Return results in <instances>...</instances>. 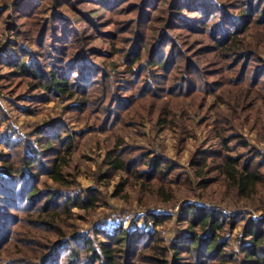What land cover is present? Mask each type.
<instances>
[{"label": "trees", "instance_id": "1", "mask_svg": "<svg viewBox=\"0 0 264 264\" xmlns=\"http://www.w3.org/2000/svg\"><path fill=\"white\" fill-rule=\"evenodd\" d=\"M163 1L143 0L144 12L138 11L131 31L137 27L141 30V25L151 28L158 15L166 12L159 29L174 33L190 30L210 36L211 44L200 43L192 51L182 42L158 40L160 37L156 36L151 45L147 44L146 55L142 50L146 44L136 41L135 31L131 45L125 50L127 70L125 74L119 72L117 84V91L132 90L133 99L112 89L108 69L88 63L91 56L86 48L72 51L76 45L84 47L81 40L87 37L82 35L81 20L73 15L77 14L76 0H7L0 7V37L5 33L10 36L0 50V63L12 70V75L1 79L10 83L14 79L28 80L29 87L42 92L33 96L38 101H48L54 96L85 105L101 89L97 99L106 128L121 121L145 94H154L163 101L211 91L210 79L199 63L208 55L227 62L228 70L235 72L236 84L264 90L261 42L249 40L245 35L251 28L264 26V0H168L166 8ZM95 2L98 10L106 8L115 15L125 5V12L134 9L129 0ZM185 12L190 13L188 18ZM41 13L45 16L40 18ZM72 29L73 34L69 32ZM27 37L31 42L25 44ZM35 44L48 51V57L47 53L34 50ZM204 104L199 125L209 137L219 138L223 144L221 150L212 146L196 152L191 163L195 165V173L203 179L208 172L217 171L220 180L235 191L239 200L249 201L261 192L264 174L256 161L257 154L244 162L228 154L236 134L227 130L236 129L235 122L242 120L238 106H230L231 116L222 114L220 120L211 123L207 119L210 111L204 110ZM187 118L191 117L186 110L177 112L167 106L160 108L155 121L161 127H179L188 136L191 130ZM37 130L38 139L31 146L26 139L16 141L13 136L0 135V146L11 149L0 152V264H264V215L246 220L233 247L229 234L239 226L238 215L192 201L181 204L176 216L185 227L169 242L159 231L160 226L174 218V214L168 213L147 212L143 227L131 230L123 224L111 231L99 226L90 231L66 230L71 227L73 209L95 207L99 196L92 189L72 195L42 187V175H49L52 182L63 187L71 186L64 168L69 162L67 156L71 154L74 136H63L65 130L57 123ZM125 150L124 145H119L108 153L106 174L126 172L144 183L150 181L157 196L170 202L173 192L169 185L174 180L169 177L175 167L172 161L150 150L126 157ZM155 179L162 182L156 184Z\"/></svg>", "mask_w": 264, "mask_h": 264}, {"label": "rangeland", "instance_id": "2", "mask_svg": "<svg viewBox=\"0 0 264 264\" xmlns=\"http://www.w3.org/2000/svg\"><path fill=\"white\" fill-rule=\"evenodd\" d=\"M6 1L0 0V7L7 4ZM76 2L74 8L77 14H73L71 9L67 12L81 20L79 26L83 32L82 35L87 37L81 40L84 47L76 45L72 51L77 52L78 48H86L90 52L88 56H91L89 60L85 59L88 63L100 69H108L112 76V89L115 88L118 95H125L132 99L134 97V92L130 89L117 91V84L121 78L119 72L125 74L127 70L124 56L126 48L131 45L130 40L135 31H137L135 32L136 41L146 44V47L143 46L142 49L146 55L148 54L147 44L151 45L154 41L152 38L155 39L156 36L160 37L158 40L182 42L192 51L200 43L211 44L210 36L190 30L174 33L173 30L159 29L164 24L166 12L155 13L156 16L159 15L151 28L141 25V30L137 27L131 31L132 20L138 16V11L144 12L143 0H129L134 9L125 12V5L122 7V12L117 15L106 8L98 10L95 0H76ZM166 2L168 0L162 2L164 8H166ZM42 16H45V13H41L40 18ZM145 16L149 15L145 14ZM185 16L188 18L190 13L185 12ZM193 20L199 22L198 19ZM69 32L73 34L74 30ZM245 35L249 40H260L261 55L264 58V26L251 28ZM27 38L25 44L31 42V39ZM9 41L8 33L2 35L0 50ZM33 48L40 53H47L48 57L49 53L44 51V48L36 44ZM45 48L47 50V47ZM202 60L203 62L199 61L200 67H204L202 70L206 71L210 79L208 86L211 91H204L202 95L195 94L163 101L153 96L154 94H145L130 107L121 121L110 128L105 127L100 110L101 104H98L97 97L101 89L93 93L89 104L85 105H80V102L73 99L54 96L48 101H38L33 96L42 92L29 87L28 80L14 79L10 83L8 79H1L2 76L12 75V70L4 63H0V135L7 134L10 138L13 136L16 141L26 139L30 141L28 145L31 146L32 142L38 139L37 128L41 130L55 123L62 126V130H65L63 136L68 134L74 136L71 154L67 156L69 162L64 168V176L71 186L63 187L52 182L49 175H42V187L63 190L72 195L82 194L84 189H92L99 196L95 207L73 209V216L69 222L71 227L66 230L90 231L94 226H99L111 231L120 224L131 230L143 227V218L147 212L168 213L174 214V218L160 226L159 231L169 242L173 241L179 231L185 227L178 223L176 216L181 204L192 201L222 209L225 214L239 216H237L238 228L229 234L234 247L237 243L236 237L242 232L246 220L264 215V182L261 192L251 200H239L235 191L220 180L221 177H218L217 171L208 172L201 179L195 173V165L191 164L198 150L212 146L221 150L223 144L221 139L209 137L207 130L199 125L203 116L201 105L206 103L204 110L210 111L207 119L211 123L214 120H220L222 114L231 116L230 106L235 105L238 106L242 120L241 123L235 122L238 124L236 129L227 130L229 133L236 134V138H233L230 143L232 149L228 154L240 157L242 162L247 157L257 154L256 161L260 162V169L264 174V90L260 87H251L249 84H236L235 72L228 70L227 62L218 61L217 58L209 55L204 56ZM54 63L58 64L56 61ZM209 72L211 73L208 74ZM212 72L218 73L212 75ZM202 98L204 99L200 103ZM167 106L177 112L181 109L187 111L191 117L186 119L191 130L190 135L183 134L179 127L165 128L156 124L155 120L160 113V108ZM119 145L125 146L126 157L150 150L172 161L175 167L169 177L174 180L169 185L173 192V199L170 202H164L157 196L155 190L150 187L152 186L150 181L144 183L143 179H137L126 172H113L111 176L106 174L108 172L106 157ZM1 151L11 152V149L1 145ZM1 167L2 163H0V173ZM154 182L158 184L162 181L155 179ZM205 184L207 185L204 186ZM64 226L66 227V224Z\"/></svg>", "mask_w": 264, "mask_h": 264}]
</instances>
